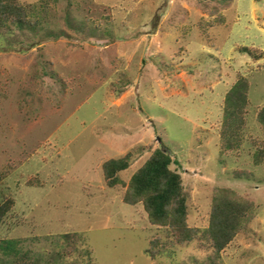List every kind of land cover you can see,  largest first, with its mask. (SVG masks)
Masks as SVG:
<instances>
[{
    "label": "rangeland",
    "instance_id": "rangeland-1",
    "mask_svg": "<svg viewBox=\"0 0 264 264\" xmlns=\"http://www.w3.org/2000/svg\"><path fill=\"white\" fill-rule=\"evenodd\" d=\"M22 1L40 19L0 35V204L15 200L0 264H264V57L242 52L264 51V0H56L46 14L42 0ZM240 75L250 105L240 146L224 150V100ZM156 148L183 177L197 229L183 244L123 201ZM128 153L125 184L109 187L103 164ZM221 187L253 208L218 254L205 230ZM70 232L81 241L68 256Z\"/></svg>",
    "mask_w": 264,
    "mask_h": 264
},
{
    "label": "trees",
    "instance_id": "trees-1",
    "mask_svg": "<svg viewBox=\"0 0 264 264\" xmlns=\"http://www.w3.org/2000/svg\"><path fill=\"white\" fill-rule=\"evenodd\" d=\"M42 1V12L46 14L49 9L47 1L56 0ZM37 8V5L22 0H0V35L12 30L13 26L20 30L26 27L32 30L37 29L38 19H40L35 18ZM258 50L260 53H256ZM242 52L248 53L254 60L264 57V51L255 47H243ZM250 86L249 79L240 75L226 94L221 129L224 150L235 149L241 144L250 105ZM257 117L264 126V106L259 109ZM263 157L264 151L261 150V153L256 156L257 164L263 161ZM173 162L171 153L156 148L131 176L125 186L123 201L130 205L142 203L151 223L169 227L173 238L172 244L175 242L183 244L196 238L197 229L188 224V197L182 175L171 168ZM131 163V153L106 161L103 164V170L107 185L111 188L124 185L125 181L120 177V173L127 170ZM5 178L6 173L0 172V184ZM14 205L13 198H8L0 204V224ZM252 208L251 201L241 197L235 190L218 188L212 199L209 223L205 230L216 253L224 251L234 240ZM63 238L66 242L63 253L68 256L73 255L78 249L81 236L77 232H70L64 234ZM25 257L26 259L19 258L20 260H17L15 264H39L30 262L28 256Z\"/></svg>",
    "mask_w": 264,
    "mask_h": 264
}]
</instances>
